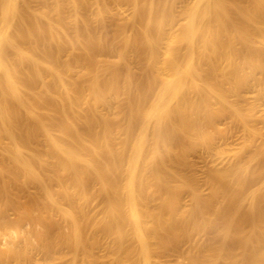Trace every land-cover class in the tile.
I'll list each match as a JSON object with an SVG mask.
<instances>
[{"label":"bare ground","instance_id":"bare-ground-1","mask_svg":"<svg viewBox=\"0 0 264 264\" xmlns=\"http://www.w3.org/2000/svg\"><path fill=\"white\" fill-rule=\"evenodd\" d=\"M179 1L0 0V178L19 214L41 202L47 217L93 226L91 212L103 206L116 243L138 230L142 249L156 224L170 233L158 247L176 264H264V141L253 146L264 117L225 99L264 72V0H194L177 10ZM220 60L234 61L225 68L233 88L219 83ZM204 88L214 101L199 97ZM217 104L247 132L234 151L202 131L221 115ZM200 145L228 160L223 171L206 169V197L178 175L185 151ZM178 191L189 207L176 209Z\"/></svg>","mask_w":264,"mask_h":264},{"label":"rangeland","instance_id":"rangeland-1","mask_svg":"<svg viewBox=\"0 0 264 264\" xmlns=\"http://www.w3.org/2000/svg\"><path fill=\"white\" fill-rule=\"evenodd\" d=\"M193 1L194 0H180L175 4V8L178 7L177 10H179L181 3H192L190 5H193ZM179 32L180 26L175 25L172 27L171 33L178 34ZM216 63V67L214 68H216L215 71L220 81L217 82L223 85V87L229 84L230 86L228 85L226 88H233L234 84L232 83H234V80L226 74L225 68L233 66L234 61L230 67H224L227 66L224 60L217 61ZM222 67H224V70ZM257 71L259 70H255L248 78L249 80H246L247 89H245L246 87L244 88L246 85L242 86L243 88L238 86V89L235 86L236 88L231 89L233 94L229 92L231 94H227L225 97L233 106H237V109L241 108L239 109L240 111H244L248 106L253 104L256 105V107H254V109L256 108V120L264 117V79L260 87L257 85L260 81V77H264V72ZM218 72L222 73H220L221 76L218 75ZM228 77L229 79L227 80ZM259 88L263 89H260L262 92H259ZM202 90H204V92ZM239 90H241V92ZM255 92L261 93L259 95L263 99H259L260 96ZM199 97L204 99L206 97V100L209 99L210 94L208 88L201 89ZM210 100H212L211 97ZM217 106L220 109H218ZM217 106L214 105V109L225 116L223 117L220 115L216 119H212L211 116L210 118L207 117L208 119H206L201 126L202 131L213 135L212 142L215 143L212 145L215 148L217 147L218 150L234 151L240 148L246 141L247 132L239 125L230 124L229 121H226L227 119H224L226 118V111L224 112V108L219 104H217ZM215 107L221 110V112ZM171 121L170 119L169 122ZM261 125V123L256 125V127L260 129L261 137H257L256 140H254V147H257L264 141V126ZM178 142H181V140L179 139ZM240 155L243 159L249 157L247 151H242ZM184 160L187 166L183 168L179 174L177 171V174L179 176H185H182L185 183H188L186 179H190L191 183H195L203 197L209 194V187L204 181L206 169L212 167L218 171H223L228 163V160L224 156L209 155L204 145H200L196 153L185 151ZM251 165L253 168L257 166L254 162H252ZM262 166L264 171V162ZM183 171L184 174L182 173ZM69 174L70 173L65 172L63 178H67ZM67 180L69 179H66L65 182ZM68 182L69 181L66 183L68 184ZM162 182L170 189H173L177 184L176 177L166 173V171L162 175ZM103 197H105V193L100 195V198ZM15 199L11 186L7 182H3L0 178V264H90L91 262V264H176L175 254L163 251L158 247L159 239H169L170 236L168 230L165 227L163 228L162 225L156 226V224H154L155 226H153V224H149L152 226L150 228H152L153 233L152 236L146 238V242L145 240L142 241L143 248L141 249V246L138 245L137 242L138 239L139 241L141 240L142 232L140 233L138 230L132 229L130 232H127L128 239L122 243H116L119 234H109L108 229H106V221H110L111 217L106 214L102 215L103 206H95L91 212V216H93L92 218L90 217V222L94 221L93 226L92 224H83L82 226L79 219L74 218L79 222L73 224L70 219L72 217H60L61 214L58 215L59 217H56L55 214L57 213L55 212H53L55 215L54 217H47L48 214L45 215L46 213L43 212L44 207L41 202L32 205L33 207L30 206L31 208L29 210L31 213L29 215L19 214V206L15 203ZM168 200L164 202L166 206L168 205ZM20 201L23 203L25 202V200ZM60 205L59 206L63 209H67L63 204ZM189 205L190 197L188 193L185 191H178L176 193V209L180 210L182 208H187ZM50 213L52 214V212ZM159 221L163 222L164 220L160 219ZM245 232V235L252 236L256 234L254 232H249L248 229ZM3 234H7V237ZM196 238L199 239L200 237L198 238L196 236ZM46 239L49 241L47 242ZM45 241L47 242L46 246H44ZM141 250L142 253L140 255ZM179 250L183 252L185 250L184 246ZM90 260L93 261L89 263Z\"/></svg>","mask_w":264,"mask_h":264}]
</instances>
